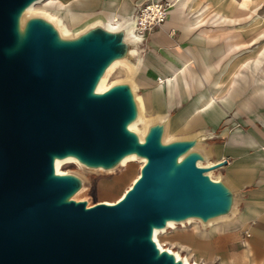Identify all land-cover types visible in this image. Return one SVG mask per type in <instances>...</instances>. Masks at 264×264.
Here are the masks:
<instances>
[{
    "label": "water",
    "instance_id": "1",
    "mask_svg": "<svg viewBox=\"0 0 264 264\" xmlns=\"http://www.w3.org/2000/svg\"><path fill=\"white\" fill-rule=\"evenodd\" d=\"M40 0H0V264H184L161 250L154 231L228 217L236 193L202 166L198 137L163 141L164 121L141 140L131 85L97 86L116 61H133L127 26L94 24L73 37L25 11ZM144 159L115 203L76 201L83 181L58 174L72 158L111 171Z\"/></svg>",
    "mask_w": 264,
    "mask_h": 264
},
{
    "label": "crops",
    "instance_id": "2",
    "mask_svg": "<svg viewBox=\"0 0 264 264\" xmlns=\"http://www.w3.org/2000/svg\"><path fill=\"white\" fill-rule=\"evenodd\" d=\"M149 1L56 0L50 5L67 26L87 18L84 29L117 25ZM167 1L174 6L166 22L141 34L128 83L148 122L164 121L174 140L200 139L202 166L226 162L209 175L234 190L236 203L226 219L197 228V239L193 234L199 264H264V43L253 60L236 59L262 44L264 31L249 42V36L231 30L247 15L250 0ZM234 8L238 15L231 13ZM259 18L264 22V11Z\"/></svg>",
    "mask_w": 264,
    "mask_h": 264
},
{
    "label": "rangeland",
    "instance_id": "3",
    "mask_svg": "<svg viewBox=\"0 0 264 264\" xmlns=\"http://www.w3.org/2000/svg\"><path fill=\"white\" fill-rule=\"evenodd\" d=\"M54 1L56 2V0H52L50 2H44L40 6H37V12H45V13L53 14L52 6L50 5V3ZM62 1L65 2L66 0H62ZM260 5L264 6V0H250L248 2V8L245 12L247 13V15L241 21L234 23L235 25L231 28L233 32H237V31L243 32L244 36L245 35L249 36L248 39L249 42L251 40H254L260 32L264 31V22L261 21L259 18V15L263 14L264 7L261 9ZM231 13L235 16L239 14V11L236 8H234L233 10H231ZM257 13H259L258 16ZM32 16H40L46 18L41 14L32 15ZM85 19L83 21L74 20L73 23L68 24L67 27L68 29H70L72 33L75 34L74 36L78 35L86 28V27L84 29L82 28V26L85 25V21H86ZM225 33L226 32L218 31V35H222ZM231 42L233 44H236L239 43L240 40L233 39ZM261 43L262 44L260 45L257 44L253 48H249L243 51V52L248 51V54L240 55L242 52L240 54H237L236 57L237 61L240 60L243 61L244 59L253 60L255 56L258 55L260 49L263 47L264 40H262ZM132 49H134V47ZM133 60H134V56H133ZM126 76L127 75L125 70L120 68L111 75L107 83L114 85L117 83L128 82L129 79H126ZM170 136L172 135L170 134ZM75 164H67L63 166L61 171H63L64 174H74L82 179L83 188L78 194L75 195L74 199L76 201H86L88 203V206H92L100 202L115 203L116 201H118V199L123 195V193H125L130 188L133 181L138 177L139 171L143 166V164L136 161L133 162L128 168L121 169L119 168V166H117L114 170L103 171V170H90L85 168L84 166H79L78 165L79 163L77 161ZM226 218L227 217L220 219H226ZM199 224L202 227L206 226V225L205 226L202 225L200 221ZM185 226L186 228L176 227L177 228L176 231L170 230L165 235L161 234V236H159V241L163 246L164 250L169 248L172 252L173 251L174 253L177 252L179 256H182V258L188 256L189 263L194 264V262H196L199 264L198 255H195V257L193 256L195 252H199V251L198 249L195 248V246H193L194 242L192 236L193 234H195L196 235L195 239L198 238L199 231L197 230V228L200 229V226L194 222H192L190 226L189 224Z\"/></svg>",
    "mask_w": 264,
    "mask_h": 264
},
{
    "label": "bare ground",
    "instance_id": "4",
    "mask_svg": "<svg viewBox=\"0 0 264 264\" xmlns=\"http://www.w3.org/2000/svg\"><path fill=\"white\" fill-rule=\"evenodd\" d=\"M50 1H52V0H40V1L36 2V3H34L32 6H30L25 11L24 16H23V21L28 16L41 14L44 17L48 18V20H50L56 26V28L59 30V32H60V34H61L62 37H71V36H74L75 34L72 33L70 31V29H68L67 25L62 21V19L60 17H58V15L51 14V13H45V12H37V6H40L44 2H50ZM152 1L153 0H150L147 4H149ZM169 3L172 5V8H173L174 3H171V2H169ZM245 3H247V2L245 1ZM172 8H171V10H172ZM129 18L130 17L123 18L119 23H117V25H113V24L106 23V24H104V26L107 27V28H109L110 30H114V31L119 30L120 28L127 26L126 40H127V42H129L134 47V49L132 50V54H133V56H135L137 58V56H138L137 47H138V45L141 42L142 35L137 30L136 26H133V25L129 26L128 25V19ZM120 68H122L123 70H125L126 75H127L126 76V79H129L130 76L133 74V72L135 70V65L132 64L131 62L127 63V62L122 61V60L114 62L108 68V70L106 71L105 75L103 76V78L101 79L100 83L98 84L97 89H96L97 92H103V91L107 90L112 85V84H108L107 83L108 82V79L111 77V75L116 70H118ZM136 101H137L138 108H139V116H138V119L129 126V129L132 130V131H134L135 133H137L138 136L140 137V139L142 140L143 139V136H144V134L146 132V128L150 124L151 121H149V122L147 121L148 119L144 115V111H143V107H142L141 100H140L139 97H137V94H136ZM139 125H140V128H139ZM171 140H174V137L170 136V134L167 132L165 134L164 138H163V141L165 143H167V142H170ZM136 161L140 162L141 164H144L145 163V160L144 159H137L134 155H132V156H128L125 159H123L122 162L119 165V168H121V169L122 168H128L133 162H136ZM75 163H76V161L74 159H72V158H66V159H63V160H56L55 161V165H54L55 166V171L58 174H64V172L61 171L62 168H63V166H65L67 164H75ZM198 164L199 165H202L201 162H199ZM79 166H81V165H79ZM138 177H139V174H138ZM135 180L133 181V183L135 182ZM123 195H124V193H123ZM122 196L120 198H122ZM104 203H106V202H104ZM107 204H111V203H107ZM192 222L197 223L200 226V229L206 230L212 224H214V223H216L218 221L217 220L209 221L208 224L205 227H202L199 224V221L198 220H188V221L183 222V223H180L178 225H176L175 223L170 222V223H168L166 229H163V230H160V231H157V230L154 231V237H153L154 238V241L156 242L157 246L161 250H164L163 246L161 245V243L159 241V236H161V234L165 235L170 230L176 231L177 230L176 227L186 228L185 225H188L189 224V226H190ZM167 250H168L169 253H172V254L174 253V251L172 252L169 248ZM174 255L176 256V258L178 260H182L184 264H191V263L188 262L189 261L188 260L189 259L188 256H186L185 258H182V256H179L177 252L174 253ZM194 264H198V263L194 262Z\"/></svg>",
    "mask_w": 264,
    "mask_h": 264
},
{
    "label": "built area",
    "instance_id": "5",
    "mask_svg": "<svg viewBox=\"0 0 264 264\" xmlns=\"http://www.w3.org/2000/svg\"><path fill=\"white\" fill-rule=\"evenodd\" d=\"M172 5L167 0H153L145 4L133 17L128 19V25L136 26L139 33L144 35L147 30L154 29L166 22ZM144 38L141 40L142 43Z\"/></svg>",
    "mask_w": 264,
    "mask_h": 264
}]
</instances>
